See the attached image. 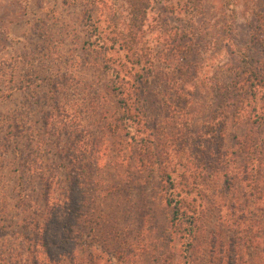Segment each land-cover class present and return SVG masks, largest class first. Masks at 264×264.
Instances as JSON below:
<instances>
[{
	"label": "rangeland",
	"instance_id": "374dc122",
	"mask_svg": "<svg viewBox=\"0 0 264 264\" xmlns=\"http://www.w3.org/2000/svg\"><path fill=\"white\" fill-rule=\"evenodd\" d=\"M90 18L110 37L126 3L0 0V264L20 252L17 233L60 202V186L48 190L39 173L62 181L68 141L81 140L79 156L92 138L97 163L76 173L79 242L59 243L56 264H186L161 170L179 176L198 212L192 264H264V0H151L147 62L127 64L144 79L139 113L123 122L111 82L129 52L87 45ZM243 56L263 82L243 85Z\"/></svg>",
	"mask_w": 264,
	"mask_h": 264
},
{
	"label": "trees",
	"instance_id": "16d2710c",
	"mask_svg": "<svg viewBox=\"0 0 264 264\" xmlns=\"http://www.w3.org/2000/svg\"><path fill=\"white\" fill-rule=\"evenodd\" d=\"M124 1L127 7V19L123 23L122 28H117V32H111L112 36L106 37L107 35L103 36L100 27L93 24L95 21L90 18L92 30L89 33V41L87 42V45L94 50L102 49L104 52H108L112 49L111 46H102V44H105L106 41H112L113 46L117 44L119 49L127 50L129 56L134 58V61H132L128 55H124V61L118 63V70H113L115 76L111 82V87L119 96L116 103L120 104L123 110L124 119H121L122 122L125 119L135 120L139 113V111H137V103L139 102L137 87L140 85L141 80L143 81L144 79H141L142 77L140 74L133 73L130 74L129 77L127 74L134 64L139 65L142 60H144L143 62H147L146 59L140 58L141 56L139 55V52L142 50L139 43L142 33L141 31L151 4V0ZM115 28L116 27H113L112 29ZM240 61L242 63L241 82L243 85L245 84L250 87L255 81L263 82V76H259L258 67H256L257 71L252 69V65L244 56ZM129 62L131 63L129 70H127V64H129ZM122 68L125 70H123V73L121 74L120 71H122ZM244 73L247 75L245 76ZM126 85L130 86L126 87ZM115 120L116 122L120 121L118 118ZM140 140L144 141V139ZM68 142L66 157L70 168L68 172L65 173V178L62 181L57 182L54 180L55 177H45L43 174L39 173L41 180L44 182L48 190L54 186H60L62 197L53 199L60 200V202L45 207L44 213L40 215L41 219H33L31 221L30 229H25L28 230L27 232L23 231L17 233V236L19 237L18 243H21V250L20 252L15 250L16 256L10 258V264H56L64 257V254L61 253L59 243H67L68 247L72 248V246L79 242L78 239L80 234L76 229V225L78 222L77 217L81 216L80 204L78 203L82 198V189H78L79 184L77 180L82 179V182H84L80 175H85L83 174L85 173L86 168L85 163L88 161L87 159L90 158L92 159L90 163H97L101 146H97L94 138H92L91 141L86 144L89 150L83 146L85 148L83 149L82 154L75 156L73 152L74 147L81 142V140L72 141L71 139V141L69 140ZM88 151L90 153H88ZM16 153L19 156L23 155L21 150H17ZM154 158L155 156L152 153L145 152L143 153V156L141 155V163L144 162L146 165H152ZM27 165L26 168L30 171L31 166L28 167ZM259 165H261V162H259ZM79 169H83L80 170V175L76 174ZM172 173L174 172H168L166 170L158 172L163 183L162 190L165 194V204L169 208V223L171 228L173 227V229L179 234L178 237L181 241L183 257L187 260L186 264H192L190 255L196 232L198 230V212H195V208L190 207L189 199L186 198L188 192H186L184 183L177 181L179 176H174ZM49 196L50 194L47 197ZM74 197L78 200H73ZM191 200H194V198H191ZM64 208L68 209L71 213L69 215H64L62 212ZM65 223L68 226L62 231V228L65 227ZM74 259L75 258L71 255L69 258V264H73Z\"/></svg>",
	"mask_w": 264,
	"mask_h": 264
}]
</instances>
